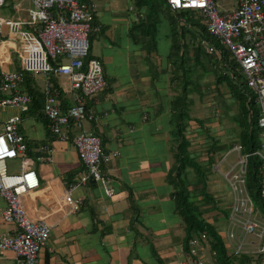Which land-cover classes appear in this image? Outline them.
<instances>
[{"label":"crops","instance_id":"crops-1","mask_svg":"<svg viewBox=\"0 0 264 264\" xmlns=\"http://www.w3.org/2000/svg\"><path fill=\"white\" fill-rule=\"evenodd\" d=\"M4 1L13 15L24 13V8L29 6L24 0ZM19 1L21 10L14 12L12 6ZM87 1L94 10L92 39L95 38L88 43V57L100 64L106 87L84 100L85 116L70 123L64 131L69 138L80 133L98 137L106 157L101 164L104 187L93 180L77 184L76 178L86 173L71 141L57 140L48 133L40 117L28 111L27 116H20L22 111L16 108H6L2 114V118L19 116L20 132L35 147L28 159L37 176L38 187L20 196V205L31 222L40 219L50 230L48 241L38 252L37 264H190L183 244L184 226L175 208L174 189L167 183V174L173 165L170 104L180 92L173 77V70L179 69L173 59H168L172 50L167 37L170 28L178 22L173 24L170 19L173 26L166 28V21L162 41L156 39V50H147L146 45L142 48L140 41L135 42L140 13L134 7V0ZM234 7L235 2L221 11L227 12ZM0 19L12 17L0 16ZM1 31L6 34V27H1ZM159 41L165 45L163 50H159ZM204 65L206 69L198 80L205 91L201 92V97L198 98L189 83L186 85V89L191 90L187 98L192 102L186 138L195 158L203 156L209 147V139L202 134L196 120L202 121L209 132L214 128L226 129L222 140L210 132L219 140L220 150L225 151L233 145L234 124H228L221 108L233 106L234 99L225 81L216 83L215 73L210 69L211 61L204 59ZM2 70L19 71L15 43L11 40L2 43L0 39V73ZM53 77L61 91L59 104L65 109L72 101L69 82L67 80L68 87L64 88L57 77ZM39 79L43 83L40 86ZM29 81L30 87L41 94L42 108L44 78L31 74ZM23 88L25 86H21L20 91L26 93ZM194 107L198 110L196 117L191 114ZM229 133L232 139L227 141ZM41 146L47 147L49 160L39 164L35 159ZM216 160L214 155V162ZM68 190L72 199L81 202L75 213L63 203ZM105 191L111 193L107 195ZM3 206L0 197V211ZM253 212L264 224V217L254 206ZM219 218L222 217H214ZM219 229L216 225L217 234L223 238ZM14 230L13 225L0 218V237L12 235ZM209 249L207 245L204 255L211 264ZM247 256H261L264 263V254ZM0 264L18 262L12 252L2 251Z\"/></svg>","mask_w":264,"mask_h":264},{"label":"built area","instance_id":"built-area-1","mask_svg":"<svg viewBox=\"0 0 264 264\" xmlns=\"http://www.w3.org/2000/svg\"><path fill=\"white\" fill-rule=\"evenodd\" d=\"M24 1L29 4L24 8L28 20L0 19L1 42L11 40L15 43L19 64L18 72L2 70L0 73V197L4 201L0 218L15 227L12 235L0 237V252H12L18 264H37L38 252L48 241L50 230L40 219L31 222L22 211L20 196L33 192L38 187V179L30 167L25 138L19 129L20 117L2 118V114L6 108H16L23 113L31 103L30 97L20 91L22 73L42 75L45 97L41 113L57 140L71 141L86 173L76 178L77 184L84 185L93 180L104 187L101 164L106 157L98 137L80 133L69 138L64 130L85 116L84 100L102 92L106 82L100 64L95 59L86 58L87 38L93 30L92 4L79 3L78 0ZM166 4L173 12L188 10L199 15L205 33L226 49L235 62L236 69L228 74L232 81L237 85L235 73L239 72L245 87L256 97L259 108L257 126L263 138L260 149L243 154L241 147L234 145L220 160L227 165L226 172L220 173L217 165L213 170L220 173L231 193L227 216L229 229L223 235L225 247L235 256L264 254V224L251 219L255 213L245 189L248 159L255 156L264 164V0H235V7L227 12L218 11L214 0H166ZM12 9L19 12L20 1L13 4ZM1 27H6V34H2ZM200 43L207 54L215 53L213 46L203 41ZM48 59L55 60L54 65L49 64ZM50 75L65 76L69 82L72 101L65 109L51 91ZM230 152L236 154L233 164L226 162ZM37 153V163L49 160L46 146H41ZM7 161H18L19 171L8 173ZM69 192H66L63 203L75 213L81 202L72 199ZM109 192L105 191L107 195ZM259 195L264 203V186ZM199 239L188 240L190 264H208L204 255L206 241L203 236Z\"/></svg>","mask_w":264,"mask_h":264},{"label":"trees","instance_id":"trees-1","mask_svg":"<svg viewBox=\"0 0 264 264\" xmlns=\"http://www.w3.org/2000/svg\"><path fill=\"white\" fill-rule=\"evenodd\" d=\"M78 2L88 4L87 0H78ZM165 5L167 6L166 0H134V7L140 13L136 21L135 42L138 44L140 41V46L143 48L146 45L147 50H156L157 42L155 37L162 24L163 31L165 30L166 21V28L167 26L170 28L169 25H172L169 22L170 19L173 24L176 21L178 22V25L171 26L170 34L167 37L170 40V50H172L168 59H173V64L178 66L179 70H173V77L176 78L174 81L175 87L178 90L180 89V92L173 97L170 104V122L173 127L171 132L173 165L167 174V183L174 189L175 208L184 226V250L187 253L188 240L192 238L200 240V236H203L206 245L210 248L208 253L211 264H261V256L251 257L244 254L234 256L225 247L223 238L217 234L214 217H222L227 221L231 205L230 201L226 208L222 209L219 206L221 204L220 196H217L215 190L212 189L215 185L214 176L218 175L223 180L220 173L224 172L219 171V173L213 170L216 165L219 170V166L223 164L220 162V158L223 156L219 157L217 162H214V155L220 148L218 146L219 140L202 126V121L196 120V123L202 129V134L209 139V147L204 151L203 156L195 158L189 151L190 142L186 138V128L191 120L189 114L192 105V102L187 98V94L191 90H187L186 85L189 83L193 87L198 98L201 97V92H205L198 81L206 69L204 59L212 63L210 69L215 73L216 83H219V80L225 81L227 91L231 93L237 104L235 113L228 116L226 113V119L230 117L228 118L230 124H234V132L232 133L233 142H231L233 145L224 151L225 154L234 145H239L243 154H250L260 149L262 141L261 130L257 126L259 111L256 97L252 91L245 87L244 82L242 84L237 83V85L232 83L231 76L228 74L236 69L235 62L226 49L205 33L204 25L200 23L202 19L199 15L188 10L173 12L168 7L166 8ZM141 9L142 12H140ZM168 12L171 14H168ZM201 41L213 46L215 53L207 54L200 46ZM88 51L86 58H90L88 57ZM47 61L49 64L54 65L55 60L48 59ZM29 75L31 73H22L20 85L25 86L23 90H26L31 103L21 115L27 116L28 112L37 115L45 124L48 133L51 134L49 122L41 113V94L30 87ZM191 79L194 80L193 83ZM49 81L52 84L51 91L56 94L59 102L61 91L56 86V81L52 75ZM25 145L28 149L27 156L31 157L33 154L31 151L35 147L26 139ZM225 154L223 153V155ZM262 164L255 156H251L248 159L245 189L252 205L264 214V203L259 195L260 189L264 186ZM190 174L192 177H188ZM223 182L229 190L227 183L224 180ZM208 213H213L212 220L205 217Z\"/></svg>","mask_w":264,"mask_h":264},{"label":"rangeland","instance_id":"rangeland-1","mask_svg":"<svg viewBox=\"0 0 264 264\" xmlns=\"http://www.w3.org/2000/svg\"><path fill=\"white\" fill-rule=\"evenodd\" d=\"M3 1L4 0H2V2ZM4 2L2 3V6H0V8H2V9H0V16L1 17H5V18L12 17V20L13 19L16 20L17 17H18V19H21V20H28L26 14L23 13V12L19 13V15H13V12H11V10L9 8L5 7V6H7V2H5V4H4ZM214 2H215L216 6L218 8V11H221L223 9H229L231 7V5L234 4L235 0H214ZM24 5L26 6V4H24ZM193 13L196 14L195 12H193ZM200 23L203 25L204 22L201 20ZM162 28H163V24L160 27V30H159V32L156 35V39L161 40V41H162L161 37L163 35ZM28 29H32V27H29ZM87 40H88L89 44H90V42L92 43V41L95 40V38L92 39V32L89 33ZM164 46L165 45L159 41V50H163ZM11 61H12L13 65L16 67V65H15L16 64V60H15L14 56L11 57ZM235 74H236L235 76H236V79H237V83L238 84H242L243 83V76L239 72H236ZM55 77H57V80H58V82L60 83L61 86H63L64 88H65V86L68 87L67 78L65 76L57 75ZM232 83L234 85H236V82L232 81ZM37 84L40 86L43 83L39 79V80H37ZM232 105L233 106H230V107L225 108V109L221 108V112L223 113V115L226 116V113H227V116H228V115H231L232 113L236 112L237 104L235 103V100L232 103ZM8 112L10 113V111H8ZM197 113H198V110H197L196 107H194L193 110L191 111V114L194 117H196L195 114H197ZM6 114H7V111H6ZM228 118H230V117H228ZM228 118H227V122H228V124H230V121H229ZM225 131H226V129L220 127L219 129L218 128L217 129L216 128L211 129L210 132H213L215 135L218 136V138L220 140H222V139H225V136H224V132ZM214 134H211V135L215 136ZM230 138H231V133L228 134L226 140L228 141ZM223 153H225V152L223 150H220V149L216 152L215 156L217 157V160L215 162H217L219 160V157L224 156ZM235 160H236V154L235 153H231V154H229L226 157V162L229 163V164H233L235 162ZM6 166H7V172L8 173L15 174V173L18 172V169H19L18 168V161H7L6 162ZM262 167H263L262 173L264 175V164H262ZM226 170H227L226 164H221L219 166V171L220 172H225ZM214 178H215V183H214L215 184L214 185L215 188H214V190H215L216 195L220 196V200H221V204L219 206L222 209H224V208H226L228 203L231 201V193L229 192V190H228L227 186L225 185V183L223 182V180H221V178L218 175L214 176ZM263 185H264V181H263ZM255 208L258 209L257 207H255ZM259 212L264 217V214L262 213V211L259 210ZM212 216H213V213H208V214L205 215V217L207 219H209V220L212 219ZM251 219L253 221L261 223V218L259 217V215H253ZM214 223H216L217 227H220L219 230H221L222 235H225L227 230L229 229V225H228L226 219L225 218H219L218 220L215 219ZM236 256H239V255H236ZM261 264H264V263L261 262Z\"/></svg>","mask_w":264,"mask_h":264}]
</instances>
